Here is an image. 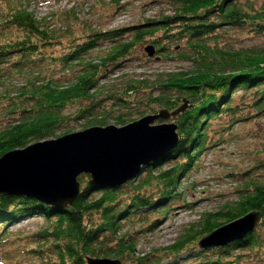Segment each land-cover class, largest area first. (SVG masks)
Returning <instances> with one entry per match:
<instances>
[{
    "label": "trees",
    "instance_id": "16d2710c",
    "mask_svg": "<svg viewBox=\"0 0 264 264\" xmlns=\"http://www.w3.org/2000/svg\"><path fill=\"white\" fill-rule=\"evenodd\" d=\"M162 1L171 4L173 11L158 20L123 29L89 30L76 18L71 23L82 26L73 29L67 23L61 28V14L56 20L59 28H50L46 17L37 19L23 0L13 1L8 7L0 0V10L4 11L0 19L6 18L0 27V84L20 75H35L34 81H44L27 82L20 90L4 94L10 101L8 111L16 115V120L0 128V156L9 149L56 137L70 120L76 123L79 118L94 119L99 126L106 125L108 118L121 125L130 122L113 111L142 117L153 108H167L175 111L168 120L177 122V144L120 186L89 185L90 178L84 173L78 177L79 193L62 208L33 197L0 193V240L5 244L11 240L2 239L6 227L21 219L35 215L48 223L41 233L32 236L38 246L30 253L41 264H86L87 256L119 258L131 264H185L187 256L195 258L194 264H246L250 257L264 259V180L246 178L251 172L247 170L234 173L242 178L235 198L222 202L216 210L200 212L198 222L190 223L170 245L159 247L157 252L135 254L140 236L158 225L150 216L162 206L159 201L169 198L168 208L158 214L167 215L169 208L177 206L181 200L179 178L197 166L193 161L204 148L214 146L208 127L217 119L223 130L230 122L264 117V48L255 51L237 45L241 38L233 35L240 30L248 36L255 32L264 36V0ZM105 42L108 47L102 53L93 60L86 58L97 53L93 50ZM146 43L156 48V59L174 52L176 59L194 68L153 74L151 83L144 76L130 77L120 94L110 96L113 102L106 106L102 103L105 96L95 93L99 79H105L102 68L108 64L116 68L122 61L155 60L146 53ZM77 69V75L71 76ZM239 88L243 91L237 97ZM136 89L141 92L138 98L133 94ZM133 102L138 103L135 108ZM180 107L183 110L177 111ZM225 132L227 138L229 133ZM166 161L169 166L151 173ZM253 166L264 169V159ZM253 210L262 213L260 221L242 239L199 249L196 254L192 253L194 249L189 252L214 228ZM244 249L252 251L253 257L247 251L242 255ZM246 253L248 257H244Z\"/></svg>",
    "mask_w": 264,
    "mask_h": 264
},
{
    "label": "rangeland",
    "instance_id": "374dc122",
    "mask_svg": "<svg viewBox=\"0 0 264 264\" xmlns=\"http://www.w3.org/2000/svg\"><path fill=\"white\" fill-rule=\"evenodd\" d=\"M4 1V4L8 7L11 2H15L16 0ZM22 3L27 6L28 12L34 13L37 19L45 16L46 23H48L50 28L54 26H56L55 28H59L56 22L59 14L63 17L61 20V28L67 23L69 26H73V29L77 26H82L83 24L77 22L71 23V21L76 18L79 22L82 21L85 23L83 27H87L89 30H96L99 28L106 30L107 28L123 29L128 28V26H139L145 21L158 20L162 14H168L173 11V6L164 3L162 0L158 2L154 0H23ZM0 12L1 15H4L2 14L4 13L3 9L0 10ZM65 12L67 16H63ZM5 21V17L0 19V27ZM58 24H60V22ZM4 34L6 37L12 36L6 33ZM234 34L238 39L241 38L240 42L235 43L237 45H246L253 48L255 51L264 48V36H260V34L256 32L254 35L248 36L249 34L246 33V31L242 32L240 30H235L233 35ZM172 42L175 44L177 40H173ZM106 44V42L102 45L100 44L93 50H98L97 53L87 55L86 58H91V60H93V57L102 53V51L108 47ZM147 44L149 43L145 45ZM174 54V52H171L164 57H159V59L151 55L150 57H154L155 60L151 59L146 62L142 59L140 61H122L119 62L116 68H112V64H108L102 68L105 73V79H99V85H97L95 93L103 94L105 98L102 103H105L106 106H110L113 102L110 96L113 94H120L119 92L122 88L129 83L127 80L130 79V77L140 79L144 76L151 83V79L154 78L152 76L153 74L158 75L172 70L183 71L194 68L190 63L176 59ZM155 55L158 54L156 53ZM84 64H86V62H84ZM81 65L83 66V63ZM78 67L80 68V66ZM14 71L16 72V70ZM77 71L78 69L75 73L72 72L71 76H76ZM3 73L8 75L10 72L7 73L3 71ZM47 76L51 75L48 74ZM33 77H35V75H20V77L16 76L11 79L3 78L4 82L0 84V128L4 127L6 122L16 120V115L8 111L10 108V101L4 94L20 90V88L25 87L27 82H34L36 84L44 83L43 80L39 79L34 81ZM242 91L243 89H237L235 96H240ZM140 93L139 89L133 91V94H136V98L141 96ZM137 104L138 103L133 102V108H135ZM153 111L158 113L159 109L153 108V110L148 111L147 114H151ZM120 113L121 112H112L115 116L122 115V117H125L126 122H132V120L141 117L139 114H132V116L127 117L124 113ZM242 116L246 117L245 112H243ZM246 119V122H230L223 130H221L222 126L220 124V119L214 121L210 128L208 127V135L211 136V143H213L214 146L204 148L203 153H200L195 161H193L197 166H192V169L190 168L185 175L179 178L180 181L177 191L181 193V200L178 205L169 208L167 215H165L166 213L158 214L159 211L168 208L169 198L165 201H159L162 206L153 211L150 216L152 222L156 220L155 222H157L158 225L149 228L145 234L140 236L135 249L137 251L135 253L136 256L148 254L154 250L157 252L159 247L170 245V243L177 239L181 232H184L185 228H187L190 223L198 222L200 212L216 210L222 205V202L235 198L237 194L235 190L241 184L242 178L241 175L236 178L234 173L251 171L246 174V178L254 176L255 179L264 180V169L253 166V164H257L261 159H264V117H261L257 121L254 120L255 118L251 117H246ZM69 122H71L69 126L59 129L57 136L71 131H80L89 128L90 125H99L95 123L96 121L94 119L88 121L84 118H79L76 123H74L73 120ZM104 123H106V125L114 123L115 125L122 126L113 118L106 119ZM224 131H226V134L229 133L228 139L223 133ZM222 138H224V140H221ZM169 165V161H166L164 164H161V166H158L160 169L154 167V171L151 173L156 174ZM189 203H191V205H189ZM47 224L48 223H45L43 217L31 215L25 219H21V221L15 224L7 226V233L1 236L4 240H7L6 237H9L11 240L7 244L0 240V264H41L35 259L34 253H30V249L36 245L38 246L35 240L36 238L32 236L41 233L42 229ZM127 225L128 223L125 224V228ZM199 249L201 248H198V245L195 246V248L193 246L189 252L193 250L192 253L196 254ZM245 251L250 253L251 256L253 255L252 251L248 249H244L241 254L244 255ZM248 253H246L247 256L245 255L244 257H248ZM182 255L186 256L188 253L183 252ZM256 258L250 260V257V259L248 261L245 260V262L246 264H264V259L259 260ZM185 259L186 260H183L185 264H194L195 258H193V256H187ZM123 264H131V261L123 262Z\"/></svg>",
    "mask_w": 264,
    "mask_h": 264
},
{
    "label": "water",
    "instance_id": "95a60500",
    "mask_svg": "<svg viewBox=\"0 0 264 264\" xmlns=\"http://www.w3.org/2000/svg\"><path fill=\"white\" fill-rule=\"evenodd\" d=\"M155 50L151 44L145 47L148 56ZM182 110L180 107L177 111ZM174 113L163 108L122 126L90 125L9 149L0 156V193L33 197L62 208L79 193L78 177L84 173L90 178L89 185L120 186L177 144V122L167 121ZM261 214L253 210L214 228L201 237L199 248L220 247L242 239L258 225ZM122 263L119 258L86 257V264Z\"/></svg>",
    "mask_w": 264,
    "mask_h": 264
}]
</instances>
